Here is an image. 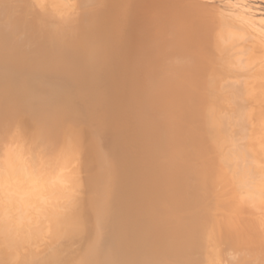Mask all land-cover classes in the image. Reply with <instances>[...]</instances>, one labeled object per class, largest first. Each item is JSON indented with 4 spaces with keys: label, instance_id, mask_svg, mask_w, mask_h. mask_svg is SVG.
<instances>
[{
    "label": "rangeland",
    "instance_id": "obj_1",
    "mask_svg": "<svg viewBox=\"0 0 264 264\" xmlns=\"http://www.w3.org/2000/svg\"><path fill=\"white\" fill-rule=\"evenodd\" d=\"M174 4L0 0V264H264V151L249 148L260 136L253 130L264 123V101L251 97L247 83L255 79L256 88L264 89V73H255L260 66L250 60L258 54L252 44L232 49L218 40L236 18L231 6L264 28V0ZM104 5L105 11L115 7L110 54L102 31H95ZM169 21L190 32L184 54L177 53V42L174 57L159 32ZM170 57L182 59L177 96L166 100L167 108L149 105L145 99L170 77ZM151 60L160 65L152 69ZM140 119L172 137L167 146L155 142L146 152ZM120 159L132 166L127 179L135 198L125 210L130 216L124 212L126 229L114 225L117 204L108 175ZM57 173L64 174L66 187L53 184ZM7 187L27 189L29 215L20 212Z\"/></svg>",
    "mask_w": 264,
    "mask_h": 264
},
{
    "label": "bare ground",
    "instance_id": "obj_2",
    "mask_svg": "<svg viewBox=\"0 0 264 264\" xmlns=\"http://www.w3.org/2000/svg\"><path fill=\"white\" fill-rule=\"evenodd\" d=\"M175 1V4L173 5V7H178V4L179 5H181L182 7H190V8H197V7H200L201 6V2L203 1V0H174ZM228 1V3H229V0H227ZM236 1H240V0H236ZM119 7V6H118ZM231 9H230V11H229V14H230V16L232 17V16H234V17H236L235 19H234V22H233V24H230V25H228V27L225 29V30H223V31H219V34H218V40L219 41H222V43L223 42H225L226 44H229V46H230V48H232V49H237L238 47H241V48H244V47H246L247 45H250V44H252L253 46H254V48L257 50V52H258V54L256 53H254L253 55H254V57L253 58H251L250 60L252 61V60H255L256 61V63H257V65L258 66H260V67H262V69H263V66H264V28H263V26L261 27V26H257V25H255V23L250 19V18H248L245 14H244V12H242V10H239L237 13H235V12H233V10H232V6L230 7ZM105 5L104 6H102L101 7V9H99L98 8V10H97V14H98V16H99V18H101L102 17V15H104V17H103V23H102V26H100V25H96V29H95V31H96V33L98 34H96V36H99V32L100 31H102V35L106 38L105 40L107 41V44H108V49H109V52H108V54H110V52H111V49L114 47V44H115V37H116V34H115V28H114V25H113V18H114V14H115V7L114 6H111L110 5V7H108V9L105 11ZM117 11V10H116ZM180 11V10H179ZM117 13H118V11H117ZM117 18V17H116ZM132 19V18H131ZM119 20V19H118ZM153 24H154V22H153ZM130 27H131V24L129 25ZM134 26H135V24H134ZM139 28V27H138ZM160 30H159V32H161V31H163L165 34H166V36L168 37V48H169V52H168V55L169 56H171V57H174L175 55H174V53H176V47L175 46H177V45H175V43H181V45L180 46H177L178 48H179V50L180 51H177V53L179 52V54L180 53H182V54H184V47H186L187 46V37H188V35H190V32H187L186 30H184L185 28H184V26H182V24H179V26L178 27H176V26H174V23H173V21H169V22H166V23H164L163 25H161L160 26V28H159ZM130 31L131 30H129V33H130ZM136 32V31H135ZM141 32V31H140ZM138 33V32H137ZM140 34V33H139ZM144 34V33H143ZM126 36H127V34H126ZM134 36H136V34L134 33ZM138 36V35H137ZM140 36V35H139ZM141 37V36H140ZM129 38V37H128ZM130 38L132 39V37H131V34H130ZM129 38V39H130ZM143 38V37H142ZM207 38H209L210 40V44H211V46H213V45H215L217 42L215 41V40H213V38H212V36L210 35V34H208V37ZM133 40V42H134V39H132ZM166 41H167V39H165ZM130 41V40H129ZM126 43V42H125ZM129 43V42H128ZM143 43H141V45H142ZM165 45H167V44H165ZM164 45V46H165ZM197 45V44H196ZM97 46V45H96ZM107 46V45H106ZM131 46V45H130ZM129 46V47H130ZM226 47V46H225ZM250 47V46H249ZM128 48V47H127ZM133 48V47H132ZM126 49V48H125ZM130 48H128V50H129ZM167 49V48H166ZM106 50V49H105ZM131 50V49H130ZM133 50V49H132ZM140 50V49H139ZM255 50V51H256ZM123 51V50H122ZM125 51V50H124ZM123 51V52H124ZM135 51V50H134ZM138 51V50H137ZM182 51V52H181ZM101 52V51H100ZM126 52V51H125ZM253 52V51H252ZM146 53V52H145ZM125 54H127V53H124V56H125ZM129 54H131V53H129ZM148 54V53H147ZM167 54V53H166ZM178 54V55H179ZM106 55V54H105ZM142 55H144V54H142ZM142 55H140L141 57H142ZM172 55H174V56H172ZM168 56V57H169ZM121 57H122V55H121ZM132 57V56H131ZM171 57H170V59H171ZM250 57V56H249ZM162 58V57H161ZM248 58V57H247ZM111 59V58H110ZM143 59V58H142ZM153 59V58H152ZM153 60H155V59H153ZM153 60H151L150 62L152 63V64H154L152 61ZM173 60V61H172ZM174 60H176V58L174 59H171V62H170V69L169 70H167V71H170L171 72V74L169 75L170 77L165 81V83L163 84L162 83V88L160 89V91H158L155 95H153L152 97H149L148 99H145V102L146 103H148L149 105L151 104V105H155V106H160V107H162V108H167V99H173L174 97H176L177 95H176V92H177V90H176V85L178 84V81H182V77H181V73H180V66H181V64H182V59L181 60H179V59H177V61H179V62H174ZM249 60V59H248ZM107 61V60H106ZM128 61H129V59H128ZM130 61H132L131 60V58H130ZM149 61V60H148ZM158 61V60H157ZM169 61V60H168ZM231 61H233V60H231ZM130 63V62H129ZM162 63V62H161ZM11 64H12V62H11ZM134 64V63H133ZM157 65L159 64V62L158 63H156ZM156 64H154L153 66H152V69H156ZM164 64V63H163ZM167 64V63H166ZM251 64V63H250ZM254 64V63H253ZM2 65V64H1ZM127 65V64H126ZM125 65V66H126ZM141 65H142V61H141ZM140 65V66H141ZM148 65V64H147ZM160 65V64H159ZM165 65V64H164ZM231 65H233V64H231ZM15 66V65H14ZM137 66H139V65H137ZM150 66H151V64H150ZM150 66H149V69H151L150 68ZM155 66V68H153ZM168 66V65H167ZM236 66V65H235ZM239 66V65H238ZM251 66V65H250ZM3 67V66H2ZM5 67V66H4ZM9 67H10V65H9ZM129 67V66H128ZM133 67V66H132ZM159 67V66H158ZM165 67V66H164ZM259 67V68H260ZM168 68H169V66H168ZM237 68V67H236ZM259 68L257 67L256 68V71H255V73H257V71H258V73H260V74H263L264 73V69L263 70H259ZM127 70L129 69V68H126ZM139 69V68H138ZM140 69H142L141 67H140ZM144 69V68H143ZM151 69V70H152ZM160 69V68H159ZM167 69V68H166ZM136 70V69H135ZM161 70V69H160ZM240 70V69H239ZM56 71V70H55ZM126 71V70H125ZM129 71H132L131 70V68H130V70ZM128 71V72H129ZM14 72H16V71H14ZM48 72V71H47ZM141 72H142V70H141ZM156 72H157V70H156ZM22 73H23V71H22ZM137 73V72H136ZM252 73H254V72H252ZM251 73V74H252ZM255 73H254V75H255ZM257 73V74H258ZM56 74H57V71H56ZM78 74H80V72L78 73ZM143 74H145V73H143ZM157 74V73H156ZM80 75H82V74H80ZM124 75V74H123ZM122 75V76H123ZM150 75H151V72H150ZM228 75H229V73H228ZM11 76H13V75H11ZM15 76V75H14ZM24 76H27V75H24ZM76 76V75H75ZM128 76H130V74L128 75ZM132 76V75H131ZM142 75H140V77H141ZM230 76H231V74H230ZM258 75H256L255 76V78L257 77ZM78 77V76H77ZM139 77V78H140ZM239 77V76H238ZM82 78H84V77H82ZM249 78V77H248ZM75 79V78H74ZM123 79V78H122ZM134 79V78H133ZM142 79V78H141ZM233 79V78H232ZM251 79V78H250ZM120 80V79H119ZM125 80V79H124ZM132 80V79H131ZM150 80V79H149ZM255 79H253L252 81H247V83L249 84V85H251V87H249V90H252L253 89V93H254V96L252 95L253 93H251V97L255 100V101H257V102H263L264 101V89H261V88H256V86L253 84V81H254ZM15 81V80H14ZM130 81V80H129ZM242 81V80H241ZM124 82H126V81H124ZM128 82V81H127ZM151 82V81H150ZM184 82V81H183ZM29 83V82H28ZM47 83V82H46ZM122 83V82H121ZM16 84V83H15ZM125 84V83H124ZM131 84V82L129 83V85ZM234 84V83H233ZM247 84V85H248ZM63 85V84H62ZM122 85H123V83H122ZM127 86H128V84H126ZM150 85V84H149ZM152 85H153V83H152ZM155 85V84H154ZM160 85V84H159ZM15 86V85H14ZM33 86V85H32ZM131 87L133 86V85H130ZM129 86V88H131ZM156 86V85H155ZM22 87H23V85H22ZM124 87V86H123ZM144 87H146V86H144ZM152 88H154V86H151ZM41 88V87H40ZM48 88V87H47ZM124 88H126V87H124ZM133 88H134V86H133ZM160 88V87H159ZM250 88H252V89H250ZM44 89V88H43ZM46 89V88H45ZM53 89V88H52ZM142 89H143V87H142ZM144 89H147V88H144ZM158 89V88H157ZM36 90V89H35ZM122 90V88L120 89V91ZM124 90V89H123ZM133 90V89H132ZM41 91V90H40ZM129 91H131V90H129ZM133 91H135V90H133ZM137 91V90H136ZM135 91V92H136ZM146 91V90H145ZM144 91V92H145ZM188 91V90H187ZM187 91H185L184 92V95H185V93L187 94ZM40 93V92H39ZM126 93V92H125ZM138 93H140V92H138ZM122 94H123V92H122ZM133 94H135V93H133ZM136 94H137V92H136ZM134 95V96H137L138 97V99H140L139 98V96H138V94L137 95ZM126 95V94H125ZM143 95H145V94H143ZM123 96V95H122ZM127 96H128V94H127ZM128 98H131V97H128ZM136 98V97H135ZM132 99V98H131ZM137 100V99H136ZM135 100V101H136ZM141 100H142V98H141ZM141 100H140V102H141ZM143 100H144V97H143ZM128 102V101H127ZM131 102H133V101H131ZM130 102V103H131ZM142 103H144V102H142ZM147 104V105H148ZM117 105V104H116ZM141 105H143V104H141ZM150 107V106H149ZM248 107V106H247ZM135 108V107H134ZM142 108H143V106H142ZM146 108V107H145ZM136 109V108H135ZM139 109V108H138ZM161 109V108H160ZM141 111H142V109H140ZM145 109H143V111H144ZM159 110V109H158ZM166 110V109H165ZM147 110H145V112H146ZM157 111V110H156ZM156 111L154 112L153 111V113H156ZM160 111V110H159ZM158 112V111H157ZM142 113V112H141ZM148 113V112H147ZM135 114V113H134ZM137 114H138V110H137ZM146 114V113H145ZM149 114H151V112L149 113ZM148 114V116H150ZM158 114V113H157ZM245 114V113H244ZM143 115V114H142ZM147 115V114H146ZM138 116V115H137ZM148 116H145V117H148ZM138 117H140V116H138ZM140 118H142V116L140 117ZM172 118V117H171ZM144 119V118H143ZM149 119V118H148ZM141 120V119H140ZM145 120V119H144ZM139 121V131H140V139L142 140V143H144V147H145V150H146V152H147V150L148 151H150L149 150V147L151 146V144L152 143H158L160 146H167V144L166 143H168L167 141H169L172 137H169V139L167 138V137H165V136H161V134H159L160 133V131L156 128V126L157 125H155V124H153V122H152V120H151V122H152V125L148 122V121ZM248 120V119H247ZM246 120V121H247ZM132 121V120H131ZM134 121V120H133ZM249 121V120H248ZM133 123V122H132ZM136 125V124H135ZM247 127V126H246ZM165 128V127H164ZM136 129H138V128H136ZM160 129V128H159ZM251 129V128H250ZM164 130V129H163ZM162 130V131H163ZM166 130V129H165ZM252 130V129H251ZM138 131V130H137ZM137 131H135L136 133H138ZM162 133V132H161ZM247 133V132H246ZM252 134V133H251ZM257 134H260V136L258 137V142L257 143H255L254 141V143H252L251 145H250V140H247V142H249V148H251L252 146H255V145H258V146H260V148H259V150H263L264 151V123H262L261 121H258L257 123H255V126H254V130H253V136H255V135H257ZM250 135V134H249ZM248 135V137H250L251 138V135L249 136ZM255 138V137H254ZM256 139H255V141H256ZM111 142H112V140H111ZM100 143V142H99ZM116 144H118V143H116ZM248 144V143H247ZM101 145H102V143H101ZM120 145V144H119ZM103 146V145H102ZM114 146H115V144H114ZM116 146H118V145H116ZM115 146V147H116ZM124 146V145H123ZM156 146V145H155ZM158 146V145H157ZM155 147V148H158V147ZM246 146V145H245ZM248 146V145H247ZM110 147H112L111 145H110ZM115 147L113 148L112 147V149H115ZM152 147V146H151ZM118 148H119V146H118ZM110 149V148H109ZM152 149V148H151ZM154 149V148H153ZM245 149V148H244ZM106 150V149H105ZM116 150H117V147H116ZM120 150V148L118 149V151ZM143 150V149H142ZM164 150V149H163ZM152 151H155V150H152ZM158 151V150H157ZM248 151V149H246V152ZM121 152V151H120ZM122 152H124V151H122ZM129 152V151H128ZM142 152H144V151H142ZM145 152V153H146ZM254 152V150L252 151V153ZM106 153H107V150H106ZM119 153V152H118ZM125 153H127V151L125 152ZM248 153H251V152H248ZM124 153H122L121 155H123ZM135 154H137V153H135ZM152 154H153V152H152ZM151 154V152H150V155H152ZM155 154H157V153H155ZM160 154H161V151H160ZM126 155V154H125ZM142 155V154H141ZM154 155V154H153ZM152 155V156H153ZM239 155V154H238ZM114 156V155H113ZM116 156V155H115ZM119 156H120V154H119ZM128 156V155H127ZM133 156H135V155H133ZM156 156V155H155ZM254 156V158H255V156H257V155H253ZM102 157V156H101ZM106 158L108 157V156H105ZM111 157V156H110ZM117 157V156H116ZM121 157H123V156H121ZM146 157H148V154L145 156V157H143V159L142 160H146L147 158ZM158 157V156H157ZM236 157L237 156H235V159H236ZM248 157V156H247ZM114 158V157H113ZM127 158V157H126ZM134 158H136V157H134ZM151 158V157H150ZM249 158H250V155H249ZM257 158V157H256ZM255 158V159H256ZM109 159V158H108ZM108 159H106V161L108 160ZM131 159V158H130ZM156 159V158H155ZM155 159H153V157H152V160H155ZM241 159H243V158H241ZM115 160H116V158H115ZM133 160V159H132ZM151 160V159H150ZM151 160V161H152ZM240 160V159H239ZM256 160H258V159H256ZM109 161V160H108ZM108 161H107V163H108ZM127 161V160H126ZM242 161V160H241ZM113 162V161H112ZM124 162V161H123ZM131 162V161H130ZM129 162V163H130ZM154 162V161H153ZM244 162V161H243ZM251 162V161H250ZM118 163V162H117ZM116 162H113V164H114V166L112 165V167H113V172H109L108 171V175H113V182H114V190H113V198H114V200L116 201V204H117V206L115 207L116 209H114L115 210V218H116V220H115V227H120V228H122V229H126L127 227H128V224H127V222H125L124 221V212H125V210L126 209H128V208H130L131 206H133L134 204H133V200L135 199V198H133V196L131 195V190H130V186L128 185L131 181H132V178H130L131 179V181H129L128 182V173H129V169H130V167H132V166H130L129 168H127L126 166H125V164H124V166H122L123 164H122V162H121V159H120V161H119V163L118 164H120V166H122V167H120L118 164H117ZM126 163V162H125ZM131 163H133V162H131ZM149 163H151L150 161H149ZM148 163V164H149ZM239 163V162H238ZM7 164V162L5 161V165ZM109 164V163H108ZM148 164H147V166H148ZM152 164V163H151ZM241 164V163H240ZM127 165V164H126ZM135 165H136V163H135ZM141 165H142V163H141ZM238 165V164H237ZM249 165H250V163H249ZM254 166H252V167H255V165H258V163H257V161H256V163L255 164H253ZM129 166V165H128ZM139 166H140V163H139ZM251 166V165H250ZM102 167H104V166H102ZM124 167V168H123ZM176 167V166H175ZM236 167V166H235ZM238 167V166H237ZM134 168H136V167H134ZM150 168V167H149ZM151 168H153V167H151ZM151 168H150V170H151ZM168 167H166V169L164 170L165 171V174L167 175V177L169 176V175H171V173H169V169H167ZM240 168V167H239ZM102 169V168H101ZM108 169H110L109 167H108ZM141 169V168H140ZM154 169V168H153ZM156 169V168H155ZM177 169V168H176ZM230 169L232 170V167H230ZM244 169H245V167H244ZM254 169V168H253ZM148 170V169H147ZM230 170V171H231ZM246 170V169H245ZM248 170H249V168H248ZM107 171V170H106ZM136 171H137V169H136ZM139 171V170H138ZM141 171V170H140ZM152 171V170H151ZM244 171V170H243ZM105 172V171H104ZM160 172H162V171H160ZM252 172H254V171H251V173ZM28 173V169H27V171H26V174ZM103 173V172H102ZM141 173V172H140ZM154 173V172H153ZM157 173H159V172H157ZM250 173V172H249ZM258 173H259V171H258ZM152 174V173H151ZM244 174V173H243ZM147 175V174H146ZM250 175V174H249ZM253 175V174H252ZM56 178H55V181L53 182V184L55 185V186H59V187H66V185L64 186V183H65V176H64V174H60V173H57L56 175ZM130 176H131V173H130ZM135 176V175H134ZM153 176V175H152ZM151 176V177H152ZM257 176V175H256ZM110 177V176H109ZM136 177H138V175L136 176ZM142 177H144V175L142 176ZM156 177H158L157 175H156ZM253 177H255L254 175H253ZM253 177H251V178H253ZM154 178V177H153ZM160 178V177H159ZM164 178V177H163ZM109 179V178H108ZM135 179V178H134ZM133 179V180H134ZM157 179V178H156ZM162 179V178H161ZM246 179V178H245ZM244 179V180H245ZM254 179V178H253ZM142 180V179H141ZM249 180V179H248ZM251 180V179H250ZM255 180V179H254ZM134 181H136V180H134ZM133 181V182H134ZM138 181V180H137ZM139 181H140V179H139ZM109 182V181H108ZM156 182V181H155ZM252 182V181H251ZM259 181H256V183H258ZM0 183H2L1 181H0ZM110 183H112V181H110ZM154 183V182H153ZM153 183H151V184H153ZM247 183V182H246ZM255 182H254V184H256ZM140 184H141V181H140ZM143 184H145V183H143ZM259 184V183H258ZM257 184V185H258ZM261 184V183H260ZM154 185V184H153ZM105 186V185H104ZM247 186H249L248 185V183H247ZM251 186V185H250ZM260 186V185H259ZM261 186H263V185H261ZM106 187V186H105ZM132 187V186H131ZM138 187H139V185H138ZM264 187V186H263ZM263 187H260L261 188V190L263 191ZM103 188V187H102ZM141 188V187H140ZM140 188H138V189H140ZM249 188H251V187H249ZM255 188V187H254ZM7 189L9 190V192H12V194H11V197H12V199H13V197H15V198H18V202H19V208H20V212L23 214V215H29L30 214V211L28 212V214H27V211H28V208H27V203L29 204V201H30V195H29V193L27 192V189H19V190H15V189H11V187H7ZM138 189H137V192H138ZM143 190H144V188H143ZM145 190H147V189H145ZM259 190V189H258ZM257 190V191H258ZM102 191V190H101ZM104 191V190H103ZM252 191V190H251ZM261 191V193H263ZM137 192H136V194H137ZM144 192V191H143ZM152 192V191H151ZM134 193H135V191H134ZM146 193H149L148 191L146 192ZM252 193V192H251ZM139 194V193H138ZM137 194V195H138ZM152 194H154V193H152ZM256 194V193H255ZM7 195V194H6ZM142 195V194H141ZM150 195V194H149ZM253 195V194H252ZM252 195H251V197H252ZM8 196V195H7ZM148 196V195H147ZM151 196V195H150ZM139 197L140 196H138V199H139ZM246 197V196H245ZM148 198V197H147ZM146 198V199H147ZM150 200H151V197L149 198ZM252 199V198H251ZM140 200V199H139ZM255 200V199H254ZM136 201V200H135ZM139 203V202H138ZM137 203V204H138ZM147 203V202H146ZM145 203V204H146ZM150 203V202H149ZM251 203V202H250ZM133 204V205H132ZM144 204V205H145ZM260 205V204H259ZM149 206V205H148ZM140 207V206H139ZM145 207V206H144ZM147 207V206H146ZM260 207V206H259ZM263 207V206H262ZM135 208H137L136 206H135ZM138 209V208H137ZM147 209V208H146ZM132 210V209H131ZM128 212V211H127ZM127 212H125V213H127ZM129 213V212H128ZM127 213V215H129L130 216V214H128ZM133 213H134V211H133ZM132 214V213H131ZM258 214V213H257ZM129 216H126L125 218H127V217H129ZM133 216V215H132ZM26 217V216H25ZM264 218V216H262L261 215V219H263ZM131 219V218H130ZM128 220V219H127ZM114 221V220H113ZM133 222V221H132ZM129 224H130V222H129ZM135 224H137V223H135ZM139 224V223H138ZM259 226V225H258ZM136 227V229L137 228H139V227H137V226H135ZM261 229H262V231L264 232V221H262V223H261ZM131 228H132V226H131ZM155 228V227H154ZM121 230V229H120ZM120 230H118V231H120ZM135 230V229H134ZM133 230V231H134ZM155 229H153L151 232H153ZM114 231H115V229H114ZM123 231V230H122ZM169 231H171L172 232V230L171 229H169ZM124 232V231H123ZM155 232V231H154ZM158 232V231H157ZM168 231H166V233H167ZM131 233H132V231H131ZM136 233H138L137 232V230H136ZM236 234H237V232H235ZM120 234H121V232H120ZM124 234V233H123ZM138 234H141V233H138ZM153 234H157V233H152V236H155V235H153ZM158 235V234H157ZM171 235H174V236H176L177 234L175 233V231H173L172 233H171ZM171 235H170V237H171ZM129 236V235H128ZM122 237V236H121ZM120 237V238H121ZM259 237V236H258ZM135 238H137L136 236H135ZM155 238V237H154ZM172 238V237H171ZM260 238H258V240H259ZM262 239V238H261ZM260 239V240H261ZM125 240V239H124ZM174 240V239H173ZM131 241V240H130ZM262 241V240H261ZM125 242V241H124ZM262 244V243H261ZM264 253V252H263ZM121 254V256H122V253H120ZM107 257H108V255H106ZM107 259H109V257L107 258ZM107 261V260H106ZM105 261V262H106Z\"/></svg>",
    "mask_w": 264,
    "mask_h": 264
}]
</instances>
